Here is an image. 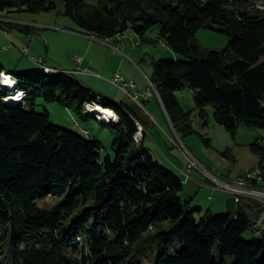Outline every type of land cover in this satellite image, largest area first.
Instances as JSON below:
<instances>
[{"label":"trees","instance_id":"trees-1","mask_svg":"<svg viewBox=\"0 0 264 264\" xmlns=\"http://www.w3.org/2000/svg\"><path fill=\"white\" fill-rule=\"evenodd\" d=\"M260 1L60 0L59 14L82 33L102 39L132 28L144 41L157 27L162 41L186 57L155 61L149 76L173 127L183 121L189 127L176 93L191 89L196 107L212 105L217 122L235 134L241 122L264 127ZM57 7L56 0H0V12ZM204 27L226 33L228 47L202 48L196 33ZM229 51L237 60L225 65ZM52 66L60 71L46 73L40 66L10 71L0 62V72L10 71L27 95L23 103L10 105L0 87V264H144L135 254L153 229L161 250L150 264H264V232L244 237L254 229L260 202L242 198L234 215L190 208L180 196L182 179L135 139L140 124L146 126L136 108L101 96ZM39 96L81 120L96 117L110 126L115 157L101 159L99 139L52 123L48 109L38 112ZM88 103L111 108L118 120L106 124ZM252 149L262 162L264 138ZM50 198L56 202L42 206ZM250 201L260 212H248ZM177 241L181 246L174 251Z\"/></svg>","mask_w":264,"mask_h":264},{"label":"rangeland","instance_id":"rangeland-1","mask_svg":"<svg viewBox=\"0 0 264 264\" xmlns=\"http://www.w3.org/2000/svg\"><path fill=\"white\" fill-rule=\"evenodd\" d=\"M56 1L58 7L52 11L0 12V62L8 70L23 71L37 68L39 65L35 62V58L40 55L51 57L48 53L66 61L72 51L82 47L77 38L62 33V31L68 32L69 29H80L71 18L59 14L63 10V5L60 0ZM86 1L93 4L99 2V0ZM258 5H264V0L260 1ZM64 20H67L68 23H65ZM58 28L62 31L59 32ZM82 36H86L90 40L88 34H82ZM94 37L96 38L92 39L93 42L109 44L110 48L109 50L100 49L102 52L93 50L90 54L95 66L88 65V67L94 69L93 74L97 76L95 77L97 85L103 91L99 92L101 96L110 94L116 95L124 101L130 100L126 92L109 81L111 75L103 71L107 62L109 63L111 53L125 60L134 67L136 73L143 77L151 75L152 65L155 61L166 58L186 59L183 54L173 51L162 41L157 27L147 33V39L144 41L132 28H129L120 37V40L124 41L123 43L114 38ZM196 40L206 50L223 51L229 44V37L226 33L207 27L197 31ZM117 45L123 49L120 48L122 53L121 51L116 53ZM132 51H134L133 55ZM74 55L72 54V58ZM76 56L80 55L76 54ZM236 60L235 54L229 51L225 65ZM114 62L115 60L112 59L111 64L113 65ZM116 63H119V59L116 60ZM110 70L109 68L108 71ZM68 73L71 74V72ZM176 95L183 110L188 115L186 121L189 127L184 123L185 121H181L182 124L179 129H175L167 112H165L166 110L163 112L161 107L164 119L157 114L155 117L151 116L156 127L151 128L149 126L145 138L146 143H144L142 136L137 141L149 148L153 156L162 165L173 170L182 179L184 188L180 192V196L184 204L189 202L190 208L200 206L204 211L210 209L214 214L227 213L226 199L231 195L230 192L213 184L211 179L199 168H193L190 172H186L188 158L183 152V148H186L206 168L208 174L216 176L223 182L233 183L232 178L239 175L243 171L242 168L251 166L259 160V154L252 149V144L257 139L263 140L264 127H253L241 122L236 133L233 134L224 125L217 122L212 105H208L204 110L196 107L193 90L178 91ZM156 97H153L152 101ZM129 102L131 105L133 104L131 101ZM35 109L38 112H44L48 109L52 123L81 133L90 139H99L104 146L101 150V159L108 156L115 157L112 128L104 125L96 117L81 120L67 107L58 102L47 101L44 96L37 98ZM99 117L101 116L99 115ZM103 122L105 121L103 120ZM55 202V199L50 198L44 201L42 206H51ZM154 234L155 230L153 229L149 234L144 235V241L142 245H139L141 251L135 254L136 261L143 258L144 264H150L160 252L159 238H154ZM256 235L257 232L252 228L244 233L246 239H252ZM180 246V241H177L174 245V251H177Z\"/></svg>","mask_w":264,"mask_h":264},{"label":"crops","instance_id":"crops-1","mask_svg":"<svg viewBox=\"0 0 264 264\" xmlns=\"http://www.w3.org/2000/svg\"><path fill=\"white\" fill-rule=\"evenodd\" d=\"M64 21H65V23H68L67 20H64ZM57 30H59V32L62 31L59 28ZM73 30L74 29H69L68 32L62 31V33L66 34V35H71V37L77 38L79 40V42H81L82 47L80 49H76V50L72 51L66 61H62L60 58L54 57L55 55H50V53H48V55L51 56V57H46L48 60V63L51 65L59 66L60 68L66 70L68 72L74 71L75 72L74 75L76 76V78L79 79L81 82H83L85 85L89 86L90 88H92L97 93L103 92L102 90L99 89V87L97 85V79L95 78L97 76H94V74H88V73L81 72L80 69L83 70L84 68H87L88 65L89 66L90 65L95 66V63L93 62V60L90 57L91 52H93V50L102 52V50H100V49L109 50L110 49L109 44H106V45L97 44V43L93 42L92 39L89 38L90 40H88V38H86V36H82V34H85V33H82L80 30H74V31ZM123 35L124 34H122V35L120 34V35L113 37V38L117 39V41H121L123 43L124 41L120 40V37H122ZM121 42H119V43H121ZM124 47H125V45H124ZM117 48L120 49L121 47L119 45H117ZM121 49L119 51H116V48H115L116 53L120 52ZM121 53H122V51H121ZM131 53L133 55L134 51H132ZM72 54H75L73 56V58H72ZM76 54H79L81 57H83V62L81 65H79L78 63L75 62L74 57L76 56ZM112 59L115 60L113 65L111 64ZM117 59H119L118 64L116 63ZM88 68H90V67H88ZM109 68L111 69L110 71H108ZM103 71L107 72L109 75H111V77H113L115 73L120 72L126 79L136 82L137 89L139 91H142V90L148 88V86H149V79H148L149 76L148 75H146V77H143L141 74L136 73V70L134 69V67H132L130 64H128L125 60L118 58V56H116L115 54H112V53L109 55V63L107 62L106 66H104V68H103ZM93 72H94V69H93ZM106 97H108V98H110L116 102H119V103L121 101H124L122 99H119L116 95H110L109 94ZM152 99L145 101L143 107L135 105L131 100L124 101L128 104H130L129 101H131L133 103L132 105L136 108V111L138 112V114L145 120L146 126L145 127L142 126L143 130L141 132L142 133V139L144 141H145L147 132L149 130V126L151 128L156 127L152 117H155V114H157V115H161L162 118L164 119L161 107L163 109V112L165 111V109L162 105L160 98L156 97L154 101H152ZM144 143H146V141ZM258 162H259V160L251 166H247V167L242 168L243 171L239 175H237L236 177L232 178V182L234 183L237 180L244 177L252 167H254L256 164H258ZM258 187L264 189V180H262L260 182ZM249 204L252 207L251 209L248 208L249 213L256 214L257 212H260L261 207L256 206L254 201H250Z\"/></svg>","mask_w":264,"mask_h":264},{"label":"built area","instance_id":"built-area-1","mask_svg":"<svg viewBox=\"0 0 264 264\" xmlns=\"http://www.w3.org/2000/svg\"><path fill=\"white\" fill-rule=\"evenodd\" d=\"M89 37H90V39L96 38V37H92V35H89ZM119 50H120L119 48H116V51H119ZM74 58L79 65L82 64L83 57L75 56ZM35 62L40 67L52 66L51 64L48 63V60H47L46 56H44V55H40V56L36 57ZM80 71L84 72V73H88V74H93L92 68H85L83 70L80 69ZM71 73L75 74L74 71H71ZM148 79H149V86H148V88H146L142 91H139L137 89L136 82L126 79L120 72L115 73L113 77L109 78V81L111 83L117 85L124 92H126L128 94L129 99L135 105L143 107L145 101L151 100L153 98L152 93H151V84H153V83H152V81H150V78H148ZM183 150H184L183 152L185 153V155L188 158V165L185 168L186 172H190L193 168H199L202 172H204L211 179L213 184H215L216 186L218 185L221 188H224L221 185L220 180L216 179L212 175L208 174V171L206 170V168H204L186 148H183ZM249 172H257V164L254 167H252L249 170ZM224 189L229 191L232 195L236 196L237 205L242 200V198L253 199L257 202H260L263 205V209L261 210L259 217L255 220L254 229L258 233L264 232V193H262L261 190H256V189L253 190V193H244V191H240L238 189H232V188H224Z\"/></svg>","mask_w":264,"mask_h":264},{"label":"bare ground","instance_id":"bare-ground-1","mask_svg":"<svg viewBox=\"0 0 264 264\" xmlns=\"http://www.w3.org/2000/svg\"><path fill=\"white\" fill-rule=\"evenodd\" d=\"M41 69L44 72H46V73L60 71L59 68L57 69L56 67H53V66H45V67H41ZM2 72L6 73V74H10L12 76V78L16 81V79L10 73V71L4 70ZM17 84H18L17 81H16L15 85H13L11 87H9L7 85L0 84L1 85L0 87L4 91L6 90V92H7L4 95V100H5V97H11V96L15 95L18 90H21V89H19L20 86H19V88L17 87ZM153 85H154V83L151 84V93H152V96L153 97L154 96H157V97L160 98L159 93H158V90L156 89L155 85H154V87H153ZM22 91L24 92V96H23V98L19 102L13 101V100L9 99L6 103H8L10 105H17V104L23 103L24 102V99H26L25 96H27V95H26V92L24 90H22ZM87 105H89V106H87L88 109L90 108L96 114H99L103 118V120L105 122H107V123H115V122H113V117H111V116H105L104 113L100 111V109H110V110H112L111 108L103 107V106H101V105H99L97 103H88ZM97 106H99V107H97ZM112 111L115 113L114 110H112ZM115 115H116V113H115ZM142 130H143V127L140 125L139 126V131L135 135V139L136 140H138L139 137L142 136V133H141ZM210 175H212V174H210ZM212 176L215 177L216 179H219V178H217L214 175H212ZM262 180H264V160L262 162H259L257 164V172H249L248 171V173L246 174V176L244 178H241V179L237 180L234 183H227V182H223L222 180H220V182H221V185L224 188L238 189L240 191H244V193H253V190L256 189V190H261L262 193H264V189L258 187V185L260 184V182ZM257 234H258V232H257Z\"/></svg>","mask_w":264,"mask_h":264},{"label":"clouds","instance_id":"clouds-1","mask_svg":"<svg viewBox=\"0 0 264 264\" xmlns=\"http://www.w3.org/2000/svg\"><path fill=\"white\" fill-rule=\"evenodd\" d=\"M16 81L12 78L10 74H6L4 72H0V84L7 85L9 87L15 85ZM24 96V92L22 90H18L15 95L11 97H5V102H7L9 99L13 101L19 102ZM99 107V106H97ZM101 112L104 113L105 116H111L113 117V122H116L118 120V117L115 115V113L110 109H100ZM98 118L99 115H98Z\"/></svg>","mask_w":264,"mask_h":264},{"label":"water","instance_id":"water-1","mask_svg":"<svg viewBox=\"0 0 264 264\" xmlns=\"http://www.w3.org/2000/svg\"><path fill=\"white\" fill-rule=\"evenodd\" d=\"M111 124V123H109ZM237 202H236V196L235 195H230L226 199V207H227V213L230 215H234L237 210Z\"/></svg>","mask_w":264,"mask_h":264}]
</instances>
